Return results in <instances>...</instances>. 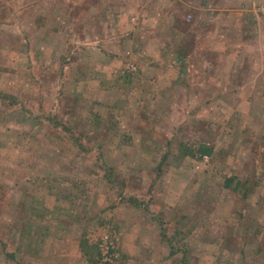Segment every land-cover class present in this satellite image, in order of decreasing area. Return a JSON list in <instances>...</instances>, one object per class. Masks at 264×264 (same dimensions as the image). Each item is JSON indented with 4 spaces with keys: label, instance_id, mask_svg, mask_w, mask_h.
<instances>
[{
    "label": "rangeland",
    "instance_id": "rangeland-1",
    "mask_svg": "<svg viewBox=\"0 0 264 264\" xmlns=\"http://www.w3.org/2000/svg\"><path fill=\"white\" fill-rule=\"evenodd\" d=\"M90 1L0 0V264H264L263 46L252 40L261 50L250 63L220 62L210 107L211 93L205 103L173 93L168 109L159 92L154 109V94L140 88L148 72L162 86L171 72L149 56L153 46L165 53L203 32L230 50L232 31L264 36V0H122L121 12L147 14L108 34L95 19L88 35L89 12L68 20L65 9ZM215 23L240 27L216 36ZM69 42L94 55L67 61ZM106 54L109 69L96 68ZM98 74L125 78L126 88L106 92Z\"/></svg>",
    "mask_w": 264,
    "mask_h": 264
},
{
    "label": "crops",
    "instance_id": "crops-1",
    "mask_svg": "<svg viewBox=\"0 0 264 264\" xmlns=\"http://www.w3.org/2000/svg\"><path fill=\"white\" fill-rule=\"evenodd\" d=\"M96 5H87L85 4L86 2H84L83 6H78L77 4L71 5V3L69 4L68 9L67 10V14H68V20L72 17L75 16L73 13H86L87 11L89 12L87 14V19L83 20L85 22H83L84 26L87 27V34L88 35H92V28H93V23L96 19L97 23L101 24H105V28L107 29V31H105V33H110V27H114L115 30L121 32V30H119L120 28L125 29V23H124V19L125 17H127V19L130 21V17L131 15H135L138 17L142 16L140 14H147V9L145 8H141V10L134 9L132 12L130 10V13H125V10H123L121 12V7L122 5H124V2L122 0H111V1H107L106 2V6L103 7H98V2L97 0H92L90 1V3H94ZM154 3L156 4V0H154ZM169 3V2H168ZM142 5V4H141ZM172 6V5H171ZM141 7H148L146 6H141ZM159 11L162 8H158ZM162 11V10H161ZM101 12L100 15H96V13ZM164 12L169 13V14H174V9L171 7L170 10H164ZM190 13V12H189ZM190 15V14H189ZM197 17V16H196ZM194 17V18H196ZM133 18V17H132ZM100 21H99V20ZM141 19V18H140ZM141 22L140 20H138V23L136 24L139 27L143 28V25H140ZM145 23V22H144ZM202 22H197L195 25L191 26V28H195V27H199L197 25L201 24ZM79 27H82V25H78ZM158 25H155L154 27H157ZM184 26L187 28V25L184 24ZM252 26H255V24H253ZM240 25L237 23H232V24H216L213 25L211 27V31L213 33H221L224 30H228L229 28L231 29H239ZM249 29L253 28L250 26H248ZM261 27V26H260ZM264 29V26H262V30ZM235 37L232 39L234 41V43L230 42L228 43L229 45H231L230 50L234 53H227V51H230L227 48V44L223 43L224 40L222 39H217L215 38H210V37H203L205 35V33H201L199 36L197 37H192L190 40H188L189 42L186 43L185 40H181V42L179 41H172L171 43H169V46L166 44L165 46V38H160V40L158 41L157 38H153L150 39V37L147 39V41L150 43H152L154 45V40L157 39L158 42H156L157 45H159L160 47L162 45H164V50H168V51H164L165 53H163L162 51H159V49L157 50L156 47L153 46V48L150 50L149 52V56L152 57V59L157 60L158 58H160L161 60H164L165 62L169 63V68H171V72H169V76L167 75V80L164 82V86L158 84L159 80L162 78V75L159 74H153L152 76L150 75V72H148L149 74V80L148 83L146 85H142L140 88L141 90L146 88V91H149L152 96L154 94V99H152V104H150L152 108L156 109V105L159 103V101H157V94L159 92H165V103H166V107L168 109H172L174 107L177 106L178 103H174L172 100V96L173 93H182V94H186V93H190V94H196L195 98L197 100V102L204 101L202 103H205V97H204V93H211L212 94V99L209 100L208 98V102H206V107H210L212 105H214V103H216L218 101V98H215V93H218L220 91V84L217 81L219 79V71H220V67L218 70V66H220V62H222L225 59H228L230 62L235 61L236 58H239L240 60L243 61H248L250 63V61L255 58L258 54L263 46V50L261 52V57L263 56L264 58V36H258V37H254L253 35L251 36V34L249 33L247 36L244 34H237L236 32H231ZM74 34H76L75 30H74ZM77 35V34H76ZM85 36V35H84ZM109 36V35H108ZM111 36V35H110ZM167 36V35H166ZM165 36V37H166ZM240 36V38H239ZM91 37V36H90ZM112 37V36H111ZM110 38V37H108ZM116 38H121L120 40H117L116 42L118 43L117 46H121V42L124 43V49H126V44L130 42V45L132 44L131 41L128 38H125L124 32H122V34L120 36H117ZM254 38H257V42H260V50L256 49V47L253 46L254 41H252ZM114 39V38H112ZM163 39V40H162ZM238 39H244L243 41H240L243 45L242 48L240 49H235V44L238 41H235ZM142 38H140V36H138V38H136V40L134 41H141ZM219 40V41H218ZM91 41L92 43H94L93 37H91ZM217 41V42H216ZM255 41V42H256ZM179 42V43H178ZM101 46L104 44V41L101 42ZM220 43V44H219ZM89 43H84V44H80V45H88ZM64 47H66V49H64V52L67 53V58L66 60L69 62H75V61H81V62H88V60L91 58V56H93V51L92 49H86V47H82V46H75V44H70L69 43H64L63 45ZM70 46H72L73 51L70 52ZM236 47H239V44H236ZM154 49V51H153ZM85 50H87V53L85 52ZM157 51H159V53H157ZM128 55L129 51H127ZM142 54L144 53L143 50H141L139 53H132L133 57H136V54ZM112 54L108 55H102V62L100 64H98L96 66V68H103L107 70L109 69L108 65H111V61L110 60H115V57ZM62 57V56H61ZM108 57H112V59H109ZM147 57V56H145ZM120 58V57H119ZM118 60H120L121 58L124 59V55L123 53H121V58ZM142 59L144 58L143 56L141 57ZM146 59V58H145ZM62 60L63 57H62ZM176 62H178V65L176 64ZM211 66V67H210ZM216 67V69H215ZM99 71V70H97ZM103 74H106V70H102ZM101 71V72H102ZM259 72V70H257ZM263 69L261 70V73L259 75H262ZM116 73H117V69H116ZM103 74H98L97 77L100 75L102 78L104 77L105 80L103 82V84H106V86L104 87L106 89V92H113L114 90H118V88H126L125 86H120V85H124L125 84V78L120 79V77H114L112 78L111 76H109L108 74L105 76ZM252 75V74H250ZM165 77V76H163ZM251 76H249L250 78ZM113 80H110V79ZM128 79H130V77H127ZM126 80V82H130L129 80ZM239 79V78H238ZM246 79V78H245ZM248 79V78H247ZM152 80V81H151ZM133 85V83H132ZM103 88V85L100 83V85ZM118 86V87H117ZM234 86V85H233ZM238 89H240V91L246 92V91H251L250 93H253L255 91L258 90V88H256L255 86H251L250 84H244V85H237ZM244 89V90H243ZM138 91V89L134 88L133 86V92ZM261 90V89H260ZM144 91V90H143ZM159 97V96H158ZM194 99V96H191ZM167 98H169L167 100ZM241 98H243L241 96ZM186 99V100H185ZM207 99V98H206ZM251 100V99H250ZM190 101L187 100V98H184V101L180 102L179 107L180 108H186L188 106ZM242 101H233V103H239ZM244 102V101H243ZM197 105H200L197 103ZM149 107V108H150ZM201 107V106H200ZM205 108V107H203ZM203 110V109H202ZM150 115V114H148ZM154 116L156 117V113H154ZM201 125H204V123L202 122ZM204 129L201 128V134H200V138L202 140H205V136H204ZM205 144V143H204ZM203 146V144H202ZM200 145V147H202Z\"/></svg>",
    "mask_w": 264,
    "mask_h": 264
},
{
    "label": "trees",
    "instance_id": "trees-1",
    "mask_svg": "<svg viewBox=\"0 0 264 264\" xmlns=\"http://www.w3.org/2000/svg\"><path fill=\"white\" fill-rule=\"evenodd\" d=\"M1 95H2V94H1ZM4 97H6V96H4ZM207 150H208V148L205 147V146L200 147V151H201L202 154H203V153H208ZM82 245H83V247H84V250L87 249L86 247H88V246H87V244H86V241H83Z\"/></svg>",
    "mask_w": 264,
    "mask_h": 264
},
{
    "label": "built area",
    "instance_id": "built-area-1",
    "mask_svg": "<svg viewBox=\"0 0 264 264\" xmlns=\"http://www.w3.org/2000/svg\"><path fill=\"white\" fill-rule=\"evenodd\" d=\"M262 11L264 12V8H262Z\"/></svg>",
    "mask_w": 264,
    "mask_h": 264
}]
</instances>
